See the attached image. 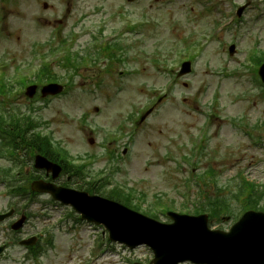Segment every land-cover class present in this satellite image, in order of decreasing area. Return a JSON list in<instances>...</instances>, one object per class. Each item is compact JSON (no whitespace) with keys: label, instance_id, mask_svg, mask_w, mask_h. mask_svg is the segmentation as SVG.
<instances>
[{"label":"rangeland","instance_id":"1","mask_svg":"<svg viewBox=\"0 0 264 264\" xmlns=\"http://www.w3.org/2000/svg\"><path fill=\"white\" fill-rule=\"evenodd\" d=\"M16 1L10 4L0 0V59L8 60L9 67L6 71L10 70V72L18 66L22 67V72L28 67L34 68L36 59H33L29 66L26 65L34 57L31 50L38 48V53L48 50L49 45L39 47V43L35 42L46 44L47 40L52 37L53 28L58 22L56 17L64 19L68 14V18L61 22L65 25L63 34L70 33L73 28L80 32L76 49L86 48L88 44H91L94 35H101L97 34V24L94 25L91 22L92 17L95 21L101 20V15L95 16V8H101V13H104L103 17L110 18L112 12L116 13L118 6L126 4L127 12L137 14L146 10L149 15L160 22L159 26L147 27L145 31V54L139 53L137 40L130 48L133 54H130L129 58L127 56L126 63L130 64L131 68L134 64L138 65L140 67L138 73L131 72L126 75L124 71L126 66L115 62L114 71L108 75L105 69L111 63L109 58L101 60L99 64L81 66L74 84L68 88L67 95L53 100L41 111L43 119L52 122L57 136L62 137L65 145L69 144L75 152L86 149L83 140L84 132L79 131L76 117L83 111L89 110L91 113L89 124L97 125L99 122L113 125L117 123V117H115L116 121L114 119L108 121V118H114L113 113L119 115L121 112L126 113L132 109H139L147 101L153 102L150 98L156 92L152 89L164 86L169 78L164 69L159 70L154 67L153 58H157L154 53L155 49L175 52L181 45L178 44L179 41L191 36L194 39L198 31L200 34L203 27L201 21L215 27L216 23L229 19L235 11L234 6L250 1L252 6L240 23L232 24L231 28L218 32L221 35V41H214L210 45L207 56L199 60L197 64V73L183 79L187 85L180 83L175 89L176 98L169 100L163 110H161V105L157 107L156 112L136 130L135 141L132 143V158L123 162V170L117 173L113 180L138 189V191H145L152 200L155 194L167 190V197H163L166 203L172 201L174 205H180L183 199L182 193L187 191L184 179L187 175H191L192 164L197 155L194 156L191 164L184 160V156L191 154L190 149L199 144L196 134L204 120V110H199L201 106L197 104L199 98V101L201 100L209 107V111H211L210 104H212V113H218L221 117L219 119L212 116V119L208 120L212 135L207 144L209 152L201 158L200 168L205 169L207 165L213 167L221 174L223 182L232 180L234 174L243 170L242 172L248 176L250 181L264 183V146L252 142L245 129L236 128L232 123L235 121L233 119L231 121L234 115H246L245 118H249L251 122L264 118V99L258 90H254L249 81L250 78L252 82L258 84L259 76L256 70L250 74V77L246 76L248 70H242V74L237 73L228 77L223 73L218 76L212 73L215 65L222 66V68H235L240 66L246 57L244 52L229 57L227 44L232 39L238 40L241 48H244L253 44L254 35L259 34L263 38L260 47L264 46V0H136L133 4H129L127 0ZM45 2L48 3L46 9L43 7ZM122 7L126 11L125 6L122 5ZM191 8L192 11H190ZM84 14L88 15L85 23H78L77 27H73ZM41 17L50 21L43 22L44 18L37 20ZM175 18L180 24L170 27L169 24ZM117 24L115 21L108 23V29L103 34L110 32L112 30L110 28L113 26L115 28ZM83 25L85 26L84 32L81 31ZM203 34L200 36L209 38L208 34ZM112 35L114 33L107 34L105 38ZM125 35V39L132 43V34L126 33L123 36ZM206 37L204 38L208 43L209 40ZM221 43L222 46L219 48L221 50H218ZM186 47H188L187 44ZM197 47L199 49H195ZM191 49L196 56L200 55L201 47L193 46ZM165 58L167 59L165 55L160 57L161 60ZM4 60H0V63L4 64ZM240 67L242 68V65ZM55 71L64 77L68 76L62 67L57 66ZM214 91L220 94H214ZM240 95L243 97L240 98ZM23 97L20 94L17 98L20 100L18 102L10 95L8 103L15 106L19 103L21 109H27L26 105L29 101L21 100ZM86 97L88 100L84 102L83 99ZM218 98L221 100L219 104L217 103ZM181 100L186 103L185 106L181 104ZM40 103L41 101H38L34 104L42 107ZM95 105L103 107V112L101 108L96 112ZM190 108L192 110H189ZM170 110L171 116L168 115ZM169 118L171 122L167 125ZM261 131L262 135L259 131L255 134L264 138V130ZM124 142L125 140H121V147ZM166 153L168 157L171 154V158H166ZM105 163L104 159L103 164ZM0 164L6 163L0 161ZM210 189L213 190V188ZM215 192L216 190L211 191L214 194ZM218 193L225 194L227 191ZM0 200H7V198L0 197ZM32 207H37V204ZM49 208L50 218L47 226L57 227L53 234L54 247L47 245L38 262L28 259L25 249L15 246L7 256L0 257V264H133L135 262L147 264L149 262L151 252L146 247L129 249L110 243L103 228L74 221L68 216V208L54 205H50ZM61 218L64 219L63 222H60ZM162 220L166 219L162 218ZM217 226L226 229L230 223H219ZM98 241L102 242V246L98 245ZM95 253H97L96 256Z\"/></svg>","mask_w":264,"mask_h":264},{"label":"water","instance_id":"2","mask_svg":"<svg viewBox=\"0 0 264 264\" xmlns=\"http://www.w3.org/2000/svg\"><path fill=\"white\" fill-rule=\"evenodd\" d=\"M56 88L51 85L49 90ZM78 207L90 219L106 224L113 239L150 244L156 252L155 264L186 259L207 264H264L262 213L248 212L226 233L209 230L206 217H176V224L160 227L100 198H87Z\"/></svg>","mask_w":264,"mask_h":264},{"label":"trees","instance_id":"3","mask_svg":"<svg viewBox=\"0 0 264 264\" xmlns=\"http://www.w3.org/2000/svg\"><path fill=\"white\" fill-rule=\"evenodd\" d=\"M258 198H260V197H257V198H256V196L252 197V201H253V204H251L252 207H254V208H258V206H259ZM226 208H228V207H226ZM259 209L264 210V207H261V206H260ZM198 210H199V209H198ZM198 210H197V211H198ZM219 211H220V209H218V208L213 209V212H214L215 214L218 213Z\"/></svg>","mask_w":264,"mask_h":264}]
</instances>
